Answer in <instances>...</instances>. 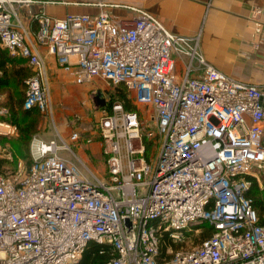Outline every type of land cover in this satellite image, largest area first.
Instances as JSON below:
<instances>
[{
	"label": "built area",
	"instance_id": "obj_1",
	"mask_svg": "<svg viewBox=\"0 0 264 264\" xmlns=\"http://www.w3.org/2000/svg\"><path fill=\"white\" fill-rule=\"evenodd\" d=\"M57 4L101 10H45ZM34 5L32 34L21 13ZM118 8L130 14L112 11ZM251 21L258 32L264 29L262 8H254ZM0 45L29 60L27 110L49 107L39 47L75 71L78 84L122 83L137 105L126 110L115 101L101 112L105 173L97 175L77 155V164L60 155L72 148L65 140L34 139L31 167L0 174V264L77 263L94 241L110 246L107 264H264V225L247 195L250 177L264 166V85L217 69L197 38L119 2L0 0ZM8 113L0 105V116ZM16 129L0 119L3 134ZM80 138L71 132L72 142ZM146 140L153 141L149 157ZM203 221L214 227L211 237L162 251L163 233L182 241L185 229Z\"/></svg>",
	"mask_w": 264,
	"mask_h": 264
},
{
	"label": "crops",
	"instance_id": "obj_2",
	"mask_svg": "<svg viewBox=\"0 0 264 264\" xmlns=\"http://www.w3.org/2000/svg\"><path fill=\"white\" fill-rule=\"evenodd\" d=\"M72 1V0H71ZM75 1H106L110 3H122L136 6L153 13L162 24L177 35L196 37L199 40V49L204 54L207 62L217 69L228 73L238 80L249 83L264 85V29L258 32L255 22L251 21V14L254 8L260 7L264 12V0H75ZM29 9L36 11L37 6H31L22 11L23 25L26 30L34 34L36 26L29 18ZM45 10L54 15L66 13H98L101 8L85 4H57L46 6ZM115 13H129L122 8L112 9ZM45 59L46 76L48 89L58 82L57 74L53 71L64 74L69 82L76 85L94 86L96 79L78 84L76 73L68 72L58 62V59L49 54L45 47H39ZM20 62L29 60L21 56L17 57ZM75 58L73 59V61ZM76 68V67H75ZM60 70V71H59ZM18 77L24 78L25 72L19 67L16 69ZM0 75V104L7 106L11 111L9 96L15 98L22 94L21 88L15 87V73H3ZM28 76V75H27ZM26 76V77H27ZM14 77V78H13ZM99 80H102L99 78ZM23 84V83H22ZM24 87V86H23ZM51 87V88H52ZM25 88V87H24ZM89 89H87L88 91ZM51 92V89H50ZM9 93V94H8ZM100 95V92H99ZM26 96V95H25ZM98 97V103L102 97ZM102 107V106H101ZM76 131V130H73ZM71 135V133H70ZM70 137V136H69ZM83 142V143H81ZM81 143V144H80ZM80 144L78 148L87 150L90 155L99 154L103 160L100 135L95 131L89 134H81V138L72 143Z\"/></svg>",
	"mask_w": 264,
	"mask_h": 264
},
{
	"label": "rangeland",
	"instance_id": "obj_3",
	"mask_svg": "<svg viewBox=\"0 0 264 264\" xmlns=\"http://www.w3.org/2000/svg\"><path fill=\"white\" fill-rule=\"evenodd\" d=\"M11 59V64L6 66L8 70L7 73L10 72V74L12 75L13 73L16 74V76L13 75L16 79L15 87H17V89L19 87L23 90L21 98L24 99L27 91L25 81L32 72V69L27 65L26 62H20L17 57H13ZM18 67L22 69L23 72H25L24 78L19 79V75L16 72V69ZM53 72L57 74V76H59L58 82H56L53 87L52 84L50 86L51 92L48 109H46L45 111L35 110L30 116V118H36V120H38V124L35 132L32 133L31 140L27 143V147L24 146L25 142L23 143V146L21 145V135L19 133L18 127L15 133L12 135L3 134L2 132H0V137H2L0 141V159L4 158L7 160L5 168L9 174L12 171H16L19 167L29 169L31 166V160L29 162V160L21 157L20 155L19 158H16V156H18L16 154H24L25 148L29 150V158H31V147L34 139L44 141L56 139L58 144L60 145L63 143V140H65L68 142L70 147H72V150L68 148L62 149L60 151V155L71 159L76 164L79 162L76 157L77 155L86 164H88L89 167H91L97 175H101L105 173L106 168L99 154L95 155V153H93L92 155H90L87 150L78 148V146H80V144L83 142H81L80 144H74L73 146V142L70 140L69 136L73 130H78L81 134L83 133L84 135L89 134V131H95L96 133L97 125L100 120L99 117L101 115V112L103 111V108L98 103L97 96H99V98H106V102H111L113 97L116 95L115 93L116 91H118V88L115 85H111L104 80H99V78L95 83H92L94 84V86H92L91 84L78 86L75 83L69 82V80L63 77L64 74L60 72L58 73L56 69ZM3 73V69L0 68V75H4ZM87 89L89 90L87 91ZM0 105L4 106L3 104ZM141 108L145 110V107L142 106ZM7 115H9V113ZM0 119L2 120V116H0ZM149 126L150 131L155 130V120L152 117L149 119ZM16 159H18L17 162L15 161ZM82 169L86 174H89L84 165H82ZM255 174H257L260 189L263 194L262 196L264 197V166L256 169ZM256 210V213L259 216V211L258 209ZM126 222L128 223V225H131L129 219ZM190 227L188 228L189 230H191ZM201 231L202 230L200 227L199 229H193L191 237L186 235L187 237L185 238V241H183L184 245L182 248L196 246L198 244V240L203 237ZM195 238L197 241L195 240ZM171 249L172 248L170 247L169 250Z\"/></svg>",
	"mask_w": 264,
	"mask_h": 264
},
{
	"label": "trees",
	"instance_id": "obj_4",
	"mask_svg": "<svg viewBox=\"0 0 264 264\" xmlns=\"http://www.w3.org/2000/svg\"><path fill=\"white\" fill-rule=\"evenodd\" d=\"M13 57H19V56H13ZM10 55V52L7 48L0 45V68L3 69V72L7 74L8 70L6 68L7 65L11 64L13 58ZM30 67V66H29ZM31 68V67H30ZM32 69V68H31ZM32 73V72H31ZM30 73V75H31ZM24 74V73H23ZM29 75V76H30ZM118 88V91H116V95L113 97L111 102H106L104 98L100 101V106H102L103 109L105 107L111 108L112 104L115 101H121L124 105V108L126 110H136L137 105L135 102H133L132 94L127 90V87L124 86V84L120 83V85H115ZM25 99V98H24ZM23 98H21V94L17 93V96L13 98V96H9V104L11 111L9 112V115L2 116V120H6L13 125H16L18 127L19 133H20V139H21V145L27 147V143L31 140L32 133L35 132L38 124V120L36 118H30L33 111L39 110L37 107H32L30 110H27L24 108L23 105ZM30 118V119H29ZM0 137V141H1ZM153 141L152 140H146V147L148 148L147 157H149V154L151 152ZM24 154H16V158H19V155L27 160H31L32 163V156L29 158V150L25 149ZM29 158V159H28ZM18 159L15 161L17 162ZM6 159L1 158L0 159V174H9L6 171ZM16 167V165H15ZM31 167V166H30ZM15 171H12L11 173H14ZM252 180L250 190L247 192V195L252 199V203L254 204L255 209H258L259 211V223L264 225V197L262 196V192L260 189V184L258 177H250ZM257 211V210H256ZM201 227V234L202 238L198 240V244L206 239L211 237V235L214 232V227L210 224L208 221L200 222V224L191 226V230L185 229L183 232L184 239L182 241H175L172 237H169L168 233H163L161 235L162 237V251L165 252L168 248H172V251H177L180 248L183 247V241H185V238L187 236L192 235L193 229H199ZM187 235V236H186ZM196 240V238H195ZM197 241V240H196ZM196 245V246H197ZM173 253H170L167 258H170V256ZM79 261L77 263H71V264H107V262L110 260L111 254H110V246L108 245H102L97 242H91L88 247L85 249V251L81 254ZM162 261V260H160Z\"/></svg>",
	"mask_w": 264,
	"mask_h": 264
}]
</instances>
